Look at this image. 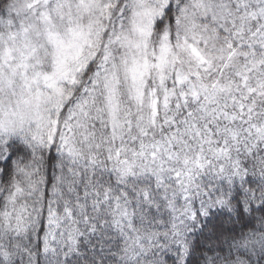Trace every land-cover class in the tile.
Returning <instances> with one entry per match:
<instances>
[{
	"label": "snow or ice",
	"instance_id": "snow-or-ice-1",
	"mask_svg": "<svg viewBox=\"0 0 264 264\" xmlns=\"http://www.w3.org/2000/svg\"><path fill=\"white\" fill-rule=\"evenodd\" d=\"M0 264H264V0H0Z\"/></svg>",
	"mask_w": 264,
	"mask_h": 264
}]
</instances>
